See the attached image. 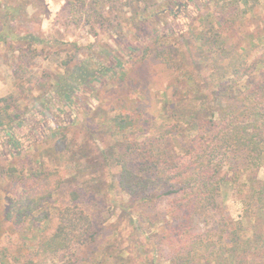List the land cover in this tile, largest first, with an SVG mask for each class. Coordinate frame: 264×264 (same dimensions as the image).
<instances>
[{"label": "rangeland", "instance_id": "rangeland-1", "mask_svg": "<svg viewBox=\"0 0 264 264\" xmlns=\"http://www.w3.org/2000/svg\"><path fill=\"white\" fill-rule=\"evenodd\" d=\"M158 1L163 3L161 22L144 21L134 27L124 26L125 30L118 29V32L99 30L95 36L88 26L70 22L66 0H0V32L8 33L6 40H0V220H4L11 195H19L25 184L39 182L33 193L41 196L58 182L68 185L89 180L106 197L104 203L99 200V204L106 208L102 217L106 219L103 226L107 228V235L105 239V236L99 238L101 245L97 241L80 248L82 264H95L86 262L87 254L94 247L101 250L96 254L97 264H168L160 254L148 251L156 246L154 238L158 239L151 233L154 227L142 223L135 228L131 217L139 215L138 208L131 205L128 208L131 199L111 186L118 168L103 165L102 153L107 155L111 151L106 148L116 144L118 139L125 140L142 132L143 128L147 130L148 127L139 123L144 113L159 117L162 112L167 113L164 92L171 85L178 90V101L200 86L218 90V80L210 77L214 69V74L223 75L222 88L231 86L233 93L247 91V78L235 80L229 67L216 63L217 52L232 56V63L242 68L259 61L257 72L261 70V73L257 81L264 77V0H179L182 7L176 18L169 14L175 9V0ZM219 20H223V24L218 25ZM156 25L166 36L157 44L172 48L177 55L175 76L166 78L163 64L146 57L141 50L124 60L122 76L91 80L92 89L85 88L77 77L71 76L72 67L79 59L86 60V74L92 75L93 70L110 66L107 51L125 53L128 46L153 44L151 37L141 36L137 40L136 32L145 35ZM218 26L221 37L217 35L214 39L219 38L218 41L212 43V39L207 43L202 35ZM210 36L213 38L214 34ZM75 44L80 46L79 52ZM74 55L77 58L71 59ZM141 64L145 65L141 73L146 72L143 85L134 73ZM189 74L200 76L201 80L187 85ZM203 80L206 83H201ZM74 81L78 102L65 105L62 93L68 82L75 84ZM60 82L64 87H60ZM10 115L13 118H9ZM123 121L126 127L112 128L116 122ZM177 138L187 139L181 134ZM175 143L179 144L177 140ZM13 144L19 145L18 149L14 147L16 151L9 150ZM258 176L264 181V167L259 169ZM234 191L229 184L223 186V209L237 222L241 219V209ZM66 193L67 188L62 193H53L47 207L51 221L56 219L62 202L69 200ZM99 204L89 206V199L80 202L81 206H89L86 208L92 213L103 208ZM159 218L160 215L154 213V219ZM248 220L244 223L246 227L250 224ZM256 222L257 231L263 232L264 219L258 218ZM7 224H0V244L8 256L34 249L33 238L28 237L26 246L21 235L22 230H27L26 226L32 225L30 219H26L21 231ZM35 230L34 227L27 231L34 237ZM142 243L149 249L140 248ZM121 250H124V258L112 255L104 259L105 255ZM260 251L261 248L257 249L258 254ZM46 258L44 264H65L49 255ZM153 258L155 262L151 263ZM257 259L264 260V257H255Z\"/></svg>", "mask_w": 264, "mask_h": 264}, {"label": "trees", "instance_id": "trees-1", "mask_svg": "<svg viewBox=\"0 0 264 264\" xmlns=\"http://www.w3.org/2000/svg\"><path fill=\"white\" fill-rule=\"evenodd\" d=\"M65 4L70 22L88 26L95 36L99 30L118 32V29L124 31V26L134 27L144 21L161 22L163 11V3L158 0H66ZM173 5L175 9L172 8L169 14L176 18L182 4L175 0ZM217 23L221 25L223 20ZM158 25L145 35L136 32L137 40L141 36L147 39L151 37L153 44L128 46L125 53L121 50L107 51L110 66L99 68V71L95 69L92 75L86 74V60L79 59L72 67L71 76L77 77L85 88L92 89L91 80L96 82L122 76L126 64L124 60L135 56L140 50L146 57L163 64L167 71L166 78L175 76L177 55L172 48L157 44L166 37L159 31ZM213 34L212 38L210 35ZM219 34L220 26L218 29L211 28L202 36L209 43L217 35L220 38ZM7 35L0 32V40H6ZM202 36L199 35L201 39ZM76 49L79 52L81 48L77 46ZM216 56V63L229 67L235 80L247 78V91L233 93L231 86L222 88L220 78L223 75L214 74V69L210 77L218 80V90L200 86L178 101V90L171 85L164 92V105L168 112L164 114L160 111L164 119L144 113L139 123L143 127H150L149 132L148 128H143L142 132L131 137L124 136L125 140L118 139L116 144L106 148L111 150L110 155L102 153L103 165L118 168L111 186L131 199L128 208L130 205L138 208L139 215L131 217L132 224L136 225L135 228L141 227L142 223L154 227L151 233L158 239L154 238L156 242L153 244L156 246L148 251H153L154 255L160 254L168 264H251L254 261L255 264H264V260H255V257H264V231H257L259 224L256 222L258 218L264 219V181L258 176L259 169L264 167V77L257 81L261 73V70H257L261 63L253 61L242 68L232 63V56L222 52H217ZM144 66L141 64L134 70L142 85L146 78V72L141 73ZM181 74H184L183 71ZM187 78V85L201 80L200 76L193 74ZM74 82H68L62 93L65 105L78 102L77 82ZM201 83L206 82L203 80ZM60 84V87H64ZM170 100H173L172 103ZM9 118L13 117L10 115ZM125 124L124 121L116 122L112 128L126 127ZM180 134L187 139L177 138ZM13 145L10 151H16L19 147ZM34 174L38 175V172ZM38 184H25L19 195L9 194V207L4 220H0V224L6 222L21 231L26 219H30L32 225L26 227L28 231L36 228L34 237L27 230H22L21 235L26 246L28 237L33 238L34 249L8 256L0 244V264H44L48 255L65 264H82L84 258L79 254L80 248L89 247L107 235V228L103 226L106 219L102 217L106 208L99 204V200L104 203L106 199L103 191L94 187L89 180L82 183L74 181L68 185L58 182L48 193L40 196L33 193V188ZM227 184L235 189V199L240 205L241 219L237 222L223 209L222 190ZM66 188V198L69 200L62 202L57 209L56 219L51 221L50 209L47 210L49 201L53 193H62ZM88 199L89 206L94 203L103 208L89 212L86 208L89 206L80 205V202ZM154 213L160 218L154 219ZM247 220L250 223L248 227L244 224ZM262 227L264 229L263 224ZM99 242L101 245L102 241ZM140 245L142 249L148 247L143 243ZM260 248L262 251L258 254L257 249ZM99 252L101 250L94 247L87 254L86 262L97 264L95 259ZM123 252L107 254L104 259L112 255L122 259L125 257ZM66 256L70 258L66 259Z\"/></svg>", "mask_w": 264, "mask_h": 264}]
</instances>
